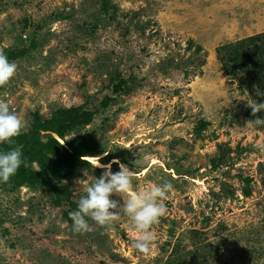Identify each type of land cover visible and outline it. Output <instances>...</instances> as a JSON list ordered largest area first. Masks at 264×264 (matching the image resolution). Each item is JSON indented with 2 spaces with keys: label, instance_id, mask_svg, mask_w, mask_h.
Segmentation results:
<instances>
[{
  "label": "rangeland",
  "instance_id": "obj_1",
  "mask_svg": "<svg viewBox=\"0 0 264 264\" xmlns=\"http://www.w3.org/2000/svg\"><path fill=\"white\" fill-rule=\"evenodd\" d=\"M102 1L0 0V50L28 48L0 100L20 117V133L34 112L94 113L67 137L81 133L101 151L63 181L77 207L104 171L95 163L116 159L134 171L132 191L171 183L165 212L144 253L122 208L109 226L86 218L92 231L74 233L69 203L0 183V264H264V125L253 122L264 117L215 54L264 32V0H105L101 11ZM120 81L129 91H115ZM110 199L123 205L120 194Z\"/></svg>",
  "mask_w": 264,
  "mask_h": 264
},
{
  "label": "trees",
  "instance_id": "obj_2",
  "mask_svg": "<svg viewBox=\"0 0 264 264\" xmlns=\"http://www.w3.org/2000/svg\"><path fill=\"white\" fill-rule=\"evenodd\" d=\"M108 5L103 0L101 11L108 8ZM110 8L116 9L114 5ZM27 51L28 48L0 50L10 61L22 58ZM215 54L222 70L231 80L239 75L242 84L255 96L256 103L264 102V95H261L264 94V32L223 44L216 48ZM120 82L115 91H129V87L127 88L123 81ZM110 101L112 99L106 97L103 103L106 105ZM258 113L260 117H264V110ZM93 116L94 113L84 110L82 106L59 108L46 119L34 112L29 129L14 137L11 144L0 143L2 151L20 147L24 160L9 181L1 184L14 189L21 186L29 189L42 188L51 193L53 205L58 207L64 202L69 203L72 209L78 210L76 204L71 202L69 189L63 181L79 171L91 169L93 166L87 158H95L101 151L81 133L67 137L88 125ZM206 125V122L200 123V128H196L195 132H200ZM223 156L222 153L217 156L215 167L224 160ZM114 157L106 156L103 161L109 162ZM250 181L249 178L246 179V187L242 191L246 198L251 197L248 187ZM228 194L232 196L230 191ZM63 215L69 221V212L66 211Z\"/></svg>",
  "mask_w": 264,
  "mask_h": 264
},
{
  "label": "clouds",
  "instance_id": "obj_3",
  "mask_svg": "<svg viewBox=\"0 0 264 264\" xmlns=\"http://www.w3.org/2000/svg\"><path fill=\"white\" fill-rule=\"evenodd\" d=\"M16 70L17 64L0 52V86L9 82ZM250 107L255 114L264 110V102L252 104ZM253 122L255 125H264V118H257ZM22 126L20 117L10 110L8 102L0 100V143H13V138L20 134ZM143 162L141 160L139 163ZM22 163L24 160L20 147L10 148L7 151L0 150V183L8 182ZM112 163L118 164L119 171L115 173L111 171ZM97 166L104 169L102 175L86 186L85 194L79 199L78 210L69 213L72 231L74 233L92 231L88 219L96 225L109 226L122 208L131 220L133 247L140 252H148L154 240L151 226L157 223L165 212L163 200L167 198L172 188L171 183L149 184L143 189L132 191L134 171L129 170L125 164L114 159L107 165L97 164ZM114 193L123 197L122 206L110 199ZM116 209L118 211H110Z\"/></svg>",
  "mask_w": 264,
  "mask_h": 264
},
{
  "label": "bare ground",
  "instance_id": "obj_4",
  "mask_svg": "<svg viewBox=\"0 0 264 264\" xmlns=\"http://www.w3.org/2000/svg\"><path fill=\"white\" fill-rule=\"evenodd\" d=\"M87 160L89 161V162H92L93 161V158H87ZM95 164H98V163H95ZM99 165V164H98ZM99 167V166H98Z\"/></svg>",
  "mask_w": 264,
  "mask_h": 264
}]
</instances>
